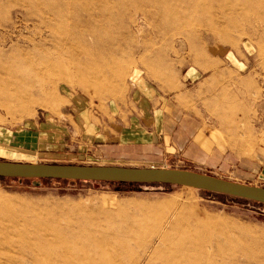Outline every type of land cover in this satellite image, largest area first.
<instances>
[{"label": "rangeland", "instance_id": "1", "mask_svg": "<svg viewBox=\"0 0 264 264\" xmlns=\"http://www.w3.org/2000/svg\"><path fill=\"white\" fill-rule=\"evenodd\" d=\"M161 104L196 125L207 154L95 156L149 129ZM262 146L264 0H0V161L264 188L235 173ZM0 264H264V205L160 184L1 179Z\"/></svg>", "mask_w": 264, "mask_h": 264}, {"label": "water", "instance_id": "2", "mask_svg": "<svg viewBox=\"0 0 264 264\" xmlns=\"http://www.w3.org/2000/svg\"><path fill=\"white\" fill-rule=\"evenodd\" d=\"M0 178L160 184L193 188L264 205V188L178 169L28 164L0 161Z\"/></svg>", "mask_w": 264, "mask_h": 264}, {"label": "crops", "instance_id": "3", "mask_svg": "<svg viewBox=\"0 0 264 264\" xmlns=\"http://www.w3.org/2000/svg\"><path fill=\"white\" fill-rule=\"evenodd\" d=\"M161 105L158 115L154 114L146 119L149 129L146 128L142 132L137 131L133 126L131 132L116 134L115 138L108 140L111 144L102 145L99 150L94 152L95 156L103 160L141 161L146 158L145 155L149 149L154 153L174 151L176 156L186 152L192 158L198 157L200 153L201 155L207 154L196 125L181 117L176 109L172 110L173 106L165 108L163 104ZM107 133L111 134V132ZM99 135H105V132H100ZM140 137H142L141 140H139ZM105 148H111V150H105ZM236 159L238 166L235 167V173L256 179L259 184L264 185V146L253 151L249 156Z\"/></svg>", "mask_w": 264, "mask_h": 264}, {"label": "trees", "instance_id": "4", "mask_svg": "<svg viewBox=\"0 0 264 264\" xmlns=\"http://www.w3.org/2000/svg\"><path fill=\"white\" fill-rule=\"evenodd\" d=\"M0 180H1V178H0Z\"/></svg>", "mask_w": 264, "mask_h": 264}]
</instances>
